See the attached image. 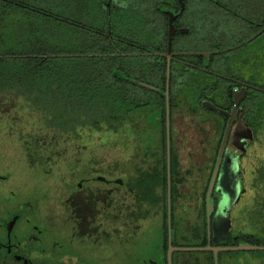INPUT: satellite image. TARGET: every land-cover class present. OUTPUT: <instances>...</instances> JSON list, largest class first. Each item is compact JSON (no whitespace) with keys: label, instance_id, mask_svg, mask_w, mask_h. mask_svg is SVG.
Instances as JSON below:
<instances>
[{"label":"flooded vegetation","instance_id":"1","mask_svg":"<svg viewBox=\"0 0 264 264\" xmlns=\"http://www.w3.org/2000/svg\"><path fill=\"white\" fill-rule=\"evenodd\" d=\"M207 3L165 0L166 41L139 45L136 75L123 76L138 85L137 106L117 108L109 96L149 167L64 171L67 186L53 194L18 190L0 173V264H216L214 248L264 245V19ZM242 250L261 251L218 249L217 264H238Z\"/></svg>","mask_w":264,"mask_h":264},{"label":"trees","instance_id":"2","mask_svg":"<svg viewBox=\"0 0 264 264\" xmlns=\"http://www.w3.org/2000/svg\"><path fill=\"white\" fill-rule=\"evenodd\" d=\"M216 1L217 12L254 11L256 21L264 19V0ZM80 2L87 5L79 12L74 11L75 3L44 8L15 2L25 8L13 12L18 18L13 32L0 31V61H14L6 82L1 73L0 89L4 90V83L10 91L13 87L12 92L24 98L23 103L40 112L46 127L60 132H76L80 127L117 131L126 116L119 109L109 112V96L117 108L123 103L137 106L138 85L123 76L136 75L141 57L130 53L143 51L139 45L157 43V36L166 41L167 33L157 23L168 14L163 8L165 0H145L140 4L143 8L136 10L141 13L129 8L135 13L128 15H115L112 0L99 1L96 13L91 12L87 0ZM207 2L211 4V0ZM238 4L243 6L238 8ZM0 12L10 14L6 9ZM103 17L105 23L93 22ZM128 22L133 26H127ZM177 41L186 43L183 38Z\"/></svg>","mask_w":264,"mask_h":264},{"label":"rangeland","instance_id":"3","mask_svg":"<svg viewBox=\"0 0 264 264\" xmlns=\"http://www.w3.org/2000/svg\"><path fill=\"white\" fill-rule=\"evenodd\" d=\"M17 1L44 8L75 3V12H79L83 5L85 9L87 5L80 2L81 0H0V10L6 9L10 12L8 15L0 12V31L5 29L11 33L15 26L18 27L15 24L18 18L13 12L19 8L22 12L25 7L17 5ZM87 1L91 12H98L97 3L102 0ZM144 1L112 0L113 7L117 8L115 15L119 12L126 15L135 13L143 8L140 4ZM129 8H134L135 12ZM93 22L97 25L105 23V17ZM128 25L133 26L129 22ZM9 48L12 47L8 46L7 49ZM13 63L9 58L0 61V78L3 77L1 73H4L5 79L2 80L5 82L9 79L8 73L14 70ZM3 87L4 90L0 89V173L10 176L8 181H11V187L30 193H39L41 188L42 191L48 188L53 194L56 189L67 186L68 180L64 184L60 180L64 171H78L79 174L81 170L111 172L113 175L129 176L137 167L146 168L151 164L148 159L138 158L141 145L135 139L137 132L128 124L117 131L113 129L114 132L105 129L97 131L89 127H80L76 132H60L46 127L40 112L35 107H28L26 102L24 104V98L16 92L13 93V87L10 91L8 83H4ZM132 120L138 121L136 115L132 116ZM185 197L186 203H191L190 192ZM184 205L187 208L190 206L185 202ZM180 208L179 203L178 210ZM100 251H103V247H100ZM233 255L238 264H264V250H242L234 252ZM96 264H107L106 259H97Z\"/></svg>","mask_w":264,"mask_h":264},{"label":"water","instance_id":"4","mask_svg":"<svg viewBox=\"0 0 264 264\" xmlns=\"http://www.w3.org/2000/svg\"><path fill=\"white\" fill-rule=\"evenodd\" d=\"M180 2L182 3L183 7H184V0H180ZM170 22H169V32H168V48L169 51L167 53H162V54H167L168 55V80H169V76H170V59H171V53H172V39H173V35L175 34L176 30L178 28H176V26L173 23V18L175 17V14L173 12H170ZM179 31L182 33L188 32L189 28H179ZM167 118H168V164H169V171H170V140H169V109L167 108ZM216 168V172H217ZM214 182V180H213ZM212 185L213 183H211L209 192H208V207H210L212 204L210 203V193L212 190ZM203 247H185V248H181V249H192V250H196V249H201ZM216 251V264H217V250L218 249H264V245H260V244H248V243H241L237 246H229V247H223V248H214ZM171 252H172V246H171V241H170V251H169V261L171 263Z\"/></svg>","mask_w":264,"mask_h":264}]
</instances>
